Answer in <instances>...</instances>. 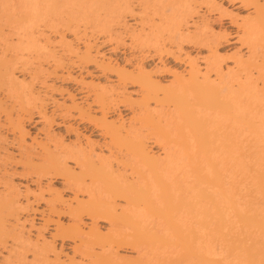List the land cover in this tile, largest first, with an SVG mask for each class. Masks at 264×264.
<instances>
[{
    "label": "rangeland",
    "instance_id": "obj_1",
    "mask_svg": "<svg viewBox=\"0 0 264 264\" xmlns=\"http://www.w3.org/2000/svg\"><path fill=\"white\" fill-rule=\"evenodd\" d=\"M47 1L53 2L49 10L38 4L33 12L24 9L22 0H0V194L5 200L6 194L15 195L10 199L15 213L5 217L0 264H201L186 256L167 220L152 214L138 194L132 207L148 215L133 219L139 229L124 218L93 221L86 213L78 220L70 215L77 200L88 198L86 186L98 200L114 198L118 212L124 204L103 183H88L87 165L81 167L88 162L106 165L111 176L122 182L127 178L125 183L138 173L154 182L151 164L123 144L126 131L131 141L144 140L150 155L172 156L169 184L188 203L176 222L192 245L222 263L248 264L233 241L264 245V234L236 215L264 213V0H111L112 6L110 0ZM186 21L192 23L189 29ZM184 29L190 36L181 40L177 34H185ZM132 33L145 38L133 40ZM191 60L200 76L234 91L242 83L248 96L230 94L232 112H226L202 104L195 92H176L179 78H188ZM137 67L153 74L154 92L149 85L140 87ZM174 92L183 94L182 102L175 101ZM187 107L211 137L206 151L184 114ZM103 114L123 123L119 136L103 129ZM86 137L94 144L87 145ZM47 157L65 163L74 178L43 170ZM195 168L207 177L216 169L220 184L199 181ZM153 185L155 206L161 208V192ZM199 191L215 199L224 226L215 219L203 222L196 206L215 207ZM73 221L80 232L64 233ZM39 249L48 250L46 259Z\"/></svg>",
    "mask_w": 264,
    "mask_h": 264
},
{
    "label": "bare ground",
    "instance_id": "obj_2",
    "mask_svg": "<svg viewBox=\"0 0 264 264\" xmlns=\"http://www.w3.org/2000/svg\"><path fill=\"white\" fill-rule=\"evenodd\" d=\"M23 3V6H24V9L26 10L29 9L30 11H33L35 12L37 10V7H39V9H41L42 7H44L45 9H48L49 8V5L53 4V2H48L47 0H22ZM49 1H53V0H49ZM64 2L66 0H63ZM62 1V2H63ZM68 1V0H67ZM66 1V2H67ZM94 1V0H93ZM92 1V2H93ZM56 1L54 0V5L56 4L55 3ZM59 2V0H58ZM69 2V1H68ZM98 2V1H97ZM96 2V3H97ZM61 3V2H59ZM58 3V4H59ZM71 2H69L70 4ZM78 3V2H76ZM80 3V2H79ZM110 3H111V6L112 4H114V2L112 3L111 0H110ZM40 6H39V5ZM42 4V6H41ZM62 4V3H61ZM68 4V3H66ZM94 4V3H93ZM101 4V3H100ZM108 4V3H107ZM106 4V5H107ZM38 5V6H37ZM81 5V3H80ZM84 6V4H82ZM95 5V4H94ZM98 5V4H97ZM22 6V5H21ZM28 6V7H27ZM37 6V7H36ZM62 6V8L65 6V5H60V7ZM68 6V5H67ZM87 6V5H86ZM96 6V5H95ZM176 6V5H174ZM31 7V8H29ZM41 7V8H40ZM48 7V8H47ZM51 7H55L56 9L60 8L56 6H51ZM71 7V5H70ZM90 7V6H87V8ZM126 7V6H125ZM180 7V6H179ZM22 8V7H21ZM36 8V10H34ZM52 8V9H53ZM60 8V9H62ZM96 8V7H95ZM103 8V7H102ZM173 8V7H172ZM177 8V7H176ZM259 8V7H258ZM261 8V7H260ZM23 9V8H22ZM38 9V10H39ZM43 9V8H42ZM41 9V10H42ZM51 9V10H52ZM84 9V8H83ZM90 9V8H89ZM89 9H87L89 11ZM106 9V8H105ZM110 10V8H108ZM49 10V9H48ZM54 10V9H53ZM86 10V9H85ZM96 10V9H95ZM113 10V9H112ZM111 10V11H112ZM27 11V10H26ZM44 12L46 10H43ZM87 11V13H88ZM104 11V10H103ZM114 11V10H113ZM116 11V10H115ZM118 11V10H117ZM90 12V11H89ZM108 13V11H107ZM114 13V12H113ZM118 13V12H116ZM32 14V13H31ZM42 14V13H41ZM98 14V13H97ZM110 14V13H109ZM36 15V14H35ZM40 15V14H39ZM43 15V14H42ZM118 15V14H117ZM120 15V14H119ZM92 16V15H90ZM98 16V15H97ZM201 15H197L196 18H200ZM32 17V16H31ZM120 17V16H119ZM117 17V18H119ZM91 18V17H90ZM202 18V16H201ZM33 20V18H31ZM29 19V22L30 24H32L33 22H35L33 20V22H31L32 20ZM98 19V17L96 18H93L92 20H95ZM110 20V18H105ZM105 19H103L102 21V24L103 22L106 23ZM120 19V18H119ZM111 20H114V19H111ZM100 20L98 19L95 23H98ZM179 22V21H178ZM177 22V23H178ZM190 21H186V23L183 22V25L185 26V29H189L188 28V25ZM196 21L193 20L192 23H195ZM28 23V21L26 22V24ZM104 23V24H105ZM114 23V22H113ZM176 23V24H177ZM191 23V22H190ZM191 23V24H192ZM24 25L25 28H29L31 25ZM29 24V23H28ZM99 24H101L99 22ZM109 25V24H108ZM181 25V24H180ZM103 26V25H101ZM100 26V27H101ZM171 26V25H170ZM24 27L23 30H24ZM99 27V26H98ZM183 27V26H182ZM184 28V27H183ZM178 29V28H177ZM184 29V32H186L185 34L183 33H178V38L181 39V37L184 36L185 39H187L186 37L188 36V32L187 30L185 31ZM175 31V30H173ZM182 34V36H180ZM134 35L133 33L131 34L130 37H133L132 39H139V41H141V39H144L145 37L142 35V34H139L135 36H132ZM142 35V36H141ZM177 35L175 34L176 38H177ZM190 36V34H189ZM188 36V38H189ZM175 38V39H176ZM177 38V39H178ZM136 39V40H137ZM182 40V39H181ZM184 40V39H183ZM144 41V40H143ZM91 46H86V49H90ZM97 54V53H96ZM111 57V56H110ZM114 61V60H113ZM191 64L189 65V74H188V78L186 80H183L182 78L180 79L179 78V82H178V85L176 88H178V86H180V88H178L176 90V92H179L184 89V90H188L190 92H195L197 94V97L199 99H201V103H202V100L204 101V103L208 106H211V107H220L222 110L226 111V112H232V105L227 101V98L230 96V94H232L234 92V94H238L237 96L241 95H245V96H248L247 93H249V91L242 85V83H239L237 85V89L234 91L229 85H225L223 86L222 82L221 84L219 83H215V82H210L207 80L206 77H204L203 75L200 76L199 75V72H200V69H199V65L193 63V61L191 60ZM140 64V63H138ZM117 66H119V64H117ZM123 66H121L122 68ZM153 68V67H152ZM141 69V70H140ZM143 69L145 68H139L137 67V70L140 71L138 72L139 75H137V77H135L136 79H138V81L140 80L141 82H138V84L140 85V87L142 89H144V87H146L145 89L148 88V85L150 86L149 88L152 90V77H153V74L151 72H146L144 71ZM119 72H120V69H118ZM149 71V70H148ZM68 72V71H67ZM123 72V70H122ZM120 72V74L122 75H119L120 77H122L124 74ZM181 73V72H180ZM142 74V75H140ZM139 76V77H138ZM119 77V78H120ZM134 78V80H135ZM158 80V79H157ZM136 81V80H135ZM144 84V85H143ZM180 84V85H179ZM147 85V86H145ZM120 86V85H119ZM152 86V87H151ZM158 85H156L157 87ZM160 88V87H159ZM158 88V89H159ZM153 91V90H152ZM165 91V90H164ZM175 91V90H174ZM183 91V90H182ZM185 91V92H186ZM264 91V90H263ZM154 92V91H153ZM174 92V93H171V95H174L173 97H176L177 100L175 101H179L182 102L183 100L181 99L183 97V94L180 96V95H177V93ZM255 92L257 93H260L261 90H256ZM170 93V92H169ZM180 93H184L183 92H180ZM179 93V94H180ZM124 94V93H123ZM125 95V94H124ZM178 97V98H177ZM172 98V97H171ZM182 100V101H181ZM179 102V103H180ZM185 103V101L183 102ZM181 103V105L183 104ZM203 104V103H202ZM220 104V105H219ZM180 105V104H179ZM187 105V104H186ZM218 105V106H217ZM184 108V107H181V109ZM188 110H184L186 113L187 116V120L191 123V125L193 124V128L196 130L195 132H197V134L199 135V143L201 145V148L203 147V150L205 149L208 150L209 148H211L212 146V142H211V137H208V133L205 129V126H204V122L203 120L194 112V111H191L190 108L187 107ZM189 118V119H188ZM101 126L103 127V129L105 128V130L108 131V133H111L110 135H120V133H122V130H124V127L121 125V124H116L115 121H108L107 118L105 117V115L103 114V118L101 119ZM120 123V122H119ZM21 126V125H20ZM19 126V127H20ZM18 127V128H19ZM22 128V126H21ZM22 130V129H21ZM123 135V134H122ZM121 135V136H122ZM22 137V136H21ZM112 137V136H111ZM90 138V137H89ZM121 138H123V144H127V148H131L133 151H135L141 158H143L144 160H146L148 163H150L149 165L152 166V171H153V174H154V182H151L149 181L151 179L152 176H147L146 175H142L141 173H135V170L134 173L137 174V176L135 175V180L132 181V182H128V183H125L127 181V178L123 179L122 180L124 182L121 181V179H117L116 177L114 176H111L112 174L110 173V171L107 169V166L106 165H103V164H94V163H91V162H88L84 165H81L82 168H84L85 165H87V169H84V172L86 170V173L89 177V182L88 183H91L90 185H93V187H97L95 185H97L99 182L100 183H103L107 188H109L111 190V193H113L112 195L117 196L118 198L121 197L123 200H124V204H122V206H120V211L118 212V209H117V204H115L116 202L113 201V199L110 201V200H98V198H94L93 196V192L91 189V187H85L83 189H85V191L87 190L88 193H87V196H88V200L86 199L85 200H77V206L74 208L71 207L70 209V212L72 214H70L71 216L73 215L75 219H77L79 216H81L82 214L86 213L90 218L94 220H96L97 218L99 217H104L106 219H109V220H113V219H116L115 221H118V219L120 218V220H127V221H132L131 224L134 225V227L138 228V225L137 223L135 222V220L133 221V219L136 217V218H140V216H142V218H146L148 217V215L140 210V209H137V208H133V202L132 200H134V195L135 194H138L140 195V200L142 199L143 201V205L147 206V209H149V211L153 214H157V215H160L162 217L165 218V220H167V224L171 227L173 233L175 234V237L177 240L181 241L180 243L183 244L182 246H184L183 248L186 250L185 253H186V256L187 257H190V258H194L196 259L199 263L201 264H227V263H222L220 261H217L215 259H211V257L209 256H206L205 254L199 252L193 245H192V242H191V237L188 236V234L186 233V231L176 222V215L177 213L182 210L183 208L187 207L188 206V203L183 199V198H179L178 196H176V194L174 193L173 191V187L169 184V182L171 181L172 179V176L173 174H171L172 170H171V165L173 164V158L172 156L169 154H167L165 157L163 158H160V157H154L152 155L149 154V151L147 150V146L145 145V142L144 140H137L135 139V141L133 142V140L131 141L130 137L128 136V133L126 131V134H125V137L122 136ZM130 138V139H129ZM132 139H134L132 137ZM198 139V140H199ZM80 140V139H79ZM86 140L85 141L87 143V145H92L94 143H92V141H90L88 139V137H86ZM120 140V138H119ZM126 140V141H125ZM125 142V143H124ZM202 142V144H201ZM92 143V144H91ZM85 145V144H84ZM203 145V146H202ZM87 147V146H86ZM89 149L92 147L88 146ZM95 149V148H94ZM91 152H92V149H90ZM131 150V151H132ZM48 156V155H47ZM48 158V157H47ZM52 158L53 157H50L49 161H48V165H45L43 166L44 169L43 170H46L47 172H49L50 170H55L57 169L58 172L56 171V173H60L61 172L63 174H67L68 176H71V178L67 177V180L69 181V179H72L74 178V175L72 174L71 171H69L70 169H68V167H66L67 165L65 164H60L61 162L60 161H57V162H60V163H57L56 160H55V157L53 158L54 161H52ZM47 160V159H46ZM145 161V162H146ZM47 164V163H46ZM134 170V169H132ZM132 170H131V176H132ZM61 171V172H60ZM71 172V173H70ZM138 172V171H137ZM142 172V171H140ZM133 173V174H134ZM144 174V173H143ZM195 175L197 177V179L201 182H208L210 180V182H213L217 185L220 184V178H219V173L218 171L215 169V172H214V175L213 177H207L205 175H202L198 170L197 168H195ZM66 179V178H65ZM91 180V182H90ZM264 180V179H262ZM153 183L156 184L157 187H159V190L161 192V199H162V202H163V205L161 208H158L157 206H155V195L157 194L156 192V189H155V186L153 185ZM139 184V185H137ZM264 192V190H263ZM7 193V192H6ZM4 194V193H2ZM2 194H0V199L5 197V195L1 196ZM95 194V193H94ZM199 197L204 199V200H207L209 201L214 207H215V210L214 211H210V209H205L203 208L202 206H196V208L199 210L200 214L202 215V217L204 218V221L203 222H206L207 219H215L217 221V223L219 225H225V220H224V217H223V214H222V211L217 207L216 205V201L215 199L212 197V196H209L205 191H199ZM7 196V199L8 200H5L3 198L2 201H0V245L6 241H4V237L6 236V231L4 229V222L6 220V216H10L12 215L14 212V208H12V205H14L15 203L13 201H11L14 196L12 195H8L6 194ZM13 196V197H11ZM9 197V198H8ZM15 198V197H14ZM13 198V199H14ZM11 199V200H10ZM17 199V198H16ZM15 200V199H14ZM7 201H9L8 203L11 204L9 205L7 203ZM76 201V200H75ZM13 202V204H12ZM53 202V200H52ZM61 203V202H60ZM8 206H7V205ZM55 205V202L52 203ZM218 208V209H217ZM53 210H56V208L54 207ZM72 210V211H71ZM57 212V211H56ZM147 215V216H146ZM237 217L238 219L246 226H249V227H254L255 229L261 231L263 234H264V213L263 214H260V213H256V212H247V213H242V212H237ZM139 216V217H138ZM5 218V219H4ZM132 218V219H131ZM73 219V218H72ZM74 219V221H75ZM78 220V219H77ZM119 220V221H120ZM123 220V222H124ZM72 222L71 224L68 225V229H64V233H65V230H67L68 232V235H72V234H76L78 232H80V227L78 224L77 221L76 223L75 222ZM114 221V220H113ZM128 222V223H129ZM58 223V222H57ZM61 224V223H60ZM58 223L56 226L59 228H61V225ZM94 223H92L93 225ZM31 226V225H30ZM66 227V226H65ZM57 228V229H58ZM64 228V227H63ZM62 228V230H63ZM94 228V226H93ZM134 228V229H136ZM139 229V228H138ZM94 232H96L95 230H93ZM8 232V231H7ZM63 232V231H61ZM66 232V234H67ZM74 232V233H72ZM90 232V231H89ZM92 232V231H91ZM70 233V234H69ZM83 233V232H82ZM93 234V232H92ZM98 234V233H97ZM100 234V233H99ZM98 234V235H99ZM62 235V234H61ZM100 236H102L100 234ZM111 236H114V238H120L119 235L113 233ZM118 236V237H117ZM147 236V235H146ZM157 236V235H156ZM155 236V237H156ZM7 237V236H6ZM104 237V236H103ZM107 237V236H106ZM153 237V235L151 236ZM158 237V236H157ZM154 238V237H153ZM159 238V237H158ZM158 238H154V239H158ZM118 240V239H117ZM120 240H123V239H120ZM159 240V239H158ZM238 239H235V244L236 246L239 247V249L242 251V253L246 256V259L248 261V264H264V245H262L261 243L259 242H256L254 241L252 244L250 245H247L245 243H243L242 240H238ZM140 241V240H139ZM178 241V242H179ZM232 241V240H231ZM142 242V240H141ZM160 242V241H159ZM128 243V242H126ZM134 243V242H133ZM136 243V242H135ZM131 244V243H128V245ZM132 245V244H131ZM13 246V245H12ZM1 247V246H0ZM52 248V247H51ZM134 248V246H133ZM136 249V248H135ZM40 250V249H39ZM47 250V249H46ZM46 250L44 251V249L40 250V251H43V254L42 252L40 253H37V255H41V256H44L45 259H46V256L47 255L45 252ZM53 255L55 257H58V253H56V251L54 252V249L51 250ZM104 251V250H103ZM48 252V250H47ZM106 252H109V251H106ZM45 253V255H44ZM103 254V253H102ZM107 254V253H106ZM104 254V255H106ZM37 255H34V256H37ZM102 256V255H100ZM185 256V257H186ZM39 257V256H38ZM105 257H108V256H105ZM40 258V257H39ZM38 258V259H39ZM102 259H104L102 257ZM110 259V258H109ZM6 260V259H5ZM4 260V261H5ZM42 260V259H41ZM101 260V259H100ZM98 260V261H100ZM138 260V259H137ZM140 260V259H139ZM10 261V260H9ZM34 261V260H33ZM97 261V260H96ZM103 261V260H102ZM11 262V261H10ZM40 262V261H39ZM44 262V261H43ZM135 262V261H134ZM137 262V261H136ZM4 263V262H3ZM2 263V264H3ZM13 263V262H12ZM75 263V262H74ZM100 263V262H99ZM4 264H11V263H8V260L5 261ZM14 264V263H13ZM22 264V263H21ZM76 264V263H75ZM97 264V263H96ZM101 264V263H100ZM134 264V263H133Z\"/></svg>",
    "mask_w": 264,
    "mask_h": 264
}]
</instances>
